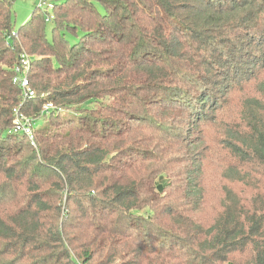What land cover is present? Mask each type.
I'll list each match as a JSON object with an SVG mask.
<instances>
[{
  "label": "trees",
  "instance_id": "16d2710c",
  "mask_svg": "<svg viewBox=\"0 0 264 264\" xmlns=\"http://www.w3.org/2000/svg\"><path fill=\"white\" fill-rule=\"evenodd\" d=\"M44 1L53 4L49 36L45 14L37 7L15 30V0H0V264H117L119 257L121 264H264V105L256 99L245 103L256 111L245 113L244 128L227 132V167L212 179V185L218 181L214 198L190 176L175 190L178 185L164 175L155 179L157 169L142 179L140 165L118 167L133 150V141L143 144L142 138L130 140V123L124 124L136 118L132 105L138 99L132 101L130 94L142 82L150 92L171 94L167 99L179 104L163 106L167 130L170 122L188 120L201 127L212 120L224 85L215 81L219 77L207 80L212 69L206 58L214 53L200 31L220 32L216 28L248 22L251 32H232L214 46L229 64L228 73L219 68L214 72L227 84L229 78L235 82L245 76L239 66L248 60L254 68H264L241 38L251 35L250 40L258 42L251 46L264 47V0H241L233 14L213 7L221 0ZM56 24L63 30L55 32ZM177 32L202 38L197 48L202 46L204 54L182 56ZM144 33L149 39L141 36ZM149 44L161 45L175 64L182 57L180 61L194 67L196 77L191 73L181 79L191 92L172 85L174 67L169 71L163 63L159 68V60L151 63L148 55L137 59ZM128 48L141 75L132 82L124 77L113 82L106 67L115 56H127ZM21 54L30 61L27 79L38 100L22 106L21 90L12 83ZM162 81L165 85L158 83ZM260 87L264 92V84ZM108 97L112 102L100 117L83 125L90 116L84 112L87 105L77 107V101ZM43 103L67 110L62 115L54 109L42 112ZM19 107L27 119L51 122L34 129L36 150L27 154L3 148L10 140L24 138L23 132L12 130L11 112ZM60 119L69 125L65 134L53 131ZM121 132L118 141L115 136ZM41 171L55 179L54 193L40 190L35 180L41 179ZM5 188L10 190L6 194ZM57 199L66 209L56 205ZM75 215L81 218L71 227Z\"/></svg>",
  "mask_w": 264,
  "mask_h": 264
},
{
  "label": "rangeland",
  "instance_id": "374dc122",
  "mask_svg": "<svg viewBox=\"0 0 264 264\" xmlns=\"http://www.w3.org/2000/svg\"><path fill=\"white\" fill-rule=\"evenodd\" d=\"M240 1L241 0H221L220 5L211 6L220 7L219 10L226 8L227 12L233 14L235 12L234 10L238 8L239 4L241 3ZM39 2L40 0H15L13 6L15 12V30L27 22L32 10L37 7ZM200 11L203 12L205 10L201 9ZM47 16L50 18L52 17L49 22L45 23V30L49 36L51 30L50 25L53 24L54 15L53 13H49ZM236 25H239L237 21H235L233 24H230L228 29H221L220 27L216 28V30L220 32H208L209 30H202L199 33V35H201L205 41H207V38L209 39L210 43L208 49L214 53V55H210L208 58H206V63L210 65V68L212 69V74L207 77V80H214L216 77H219L218 80L215 81L220 83L221 87L224 85L223 88H219L218 90L219 94L223 95L222 97L218 96V101L220 103L218 109L214 111V114L210 113L213 114L211 117L212 120L208 121V123H206L204 126L201 125V127L200 125L195 124L194 121L188 122V120H183L182 122H170V129L167 130V126H165L163 123V106H165L166 103L175 106L179 104L176 102L171 103V101L167 99V96L171 94L166 95L163 91H154V93H152L149 91L147 84L142 82V84H139L138 88L133 90V92L130 94L133 95V98L131 96L132 101L138 99V101L132 105L133 111L136 112V118L132 122L124 121V124L128 125L130 123L128 128L130 130V140H132V138H142L143 144L138 140L133 141V150L129 155L121 159V163L118 164V167L136 163L140 165L139 177L142 179L145 178L151 170L157 169L155 179H157L159 175H164L165 178H169L171 180V184L172 182H175V186L178 185L179 188L176 187L177 189L175 188V190H179L182 186L179 184L180 180L189 178L190 176L196 183H198V185H202L204 187V192H206L207 195H210L214 198L218 181L214 182L212 185V179L217 180L219 175H221V173L227 167L226 164L228 160L226 155H224L225 150L223 149L224 142H229L228 137L226 136L227 132L230 131V129H233L235 133H239V131L244 128L243 119L245 113H254L256 111V106L245 108L247 107L245 104L247 101H250L254 98L260 102L261 105H264V92L263 88L261 89L260 87V85L264 84V68H254V66L250 64V62L252 63V60L247 61L248 65L239 66L243 71H246V73L241 80H236L235 82H232L231 78H229L230 80L227 84V80L226 78H223L224 76H222V74L218 76V73L214 72L216 68L223 69L227 73L229 72V68L227 66L229 64L223 60L220 55H218L219 53L217 54L213 50L214 46L218 45L219 42L226 41V37L232 35V32H251L248 22H243V27L238 26L234 28ZM63 28V26L56 24L55 32H60L63 30ZM232 28H234L233 31ZM224 32H227V35H224ZM145 34L146 33L141 34V36L148 38V35ZM176 37L179 38L178 42H180V45L182 46V56H189L191 58L194 57V55L202 56L204 54L202 51L204 48L202 46L199 49L197 48L200 45V42L203 41L202 38L196 37L189 32L184 34V36L180 32H177ZM193 38L194 40L192 41ZM241 38L245 39L246 44L250 43V47H245L247 52L251 53L253 56L260 57L259 60L262 62V64H264V47L259 48L258 46H251L252 44L258 43L255 42V40H250L251 35L247 36V34H243ZM150 46L151 47L146 50V53L143 54V56L137 57V59L143 61V59L147 58L148 55V60H151V63L159 60V68H162L163 63H165L164 66L166 68L169 67V71L174 67L172 71L176 72V81H174L172 85H174L175 88L179 90H183L184 92H191V89L188 88L190 84H186V82L181 79L185 77L184 74H187L184 79H189L188 76H190L191 73H194L196 77L197 74L194 67L191 65L188 66V61H185V59L180 61L179 59H182V57L176 59V64L172 61V58L167 59L169 55L165 56L162 53L161 45L155 46L152 44ZM131 49L132 48L127 49V56H115L112 63L107 65V73L112 77L113 82H115L117 79L121 80L123 77L124 79H128L132 82L135 81L139 75H141L138 68L135 67L136 65H134V63L132 64L130 60L129 53ZM138 53L140 54V52ZM233 55L238 57L239 53L235 50ZM253 56H251V58H253ZM246 59L249 58H245V60ZM198 60L199 58H196L195 61ZM235 61H237V58L234 59V62ZM185 64L188 68L184 66ZM29 70L31 71V69H28V71ZM187 70H189V73ZM201 79L205 80L204 76ZM28 82L31 90L34 93V97L27 98L25 95H22L20 106H22L26 101L29 103L30 101H33L34 103L38 102V100H36V92L33 90L31 82L29 80ZM158 83L165 85V81ZM124 88H126V85L121 86V89ZM96 91L98 90L96 89ZM44 95L46 96V94ZM88 100L89 99L85 98L82 101H77V107H83L87 105L84 109V112L86 115L90 116V122L87 121L85 124L83 123V125L90 124L93 118L98 119V117H100L99 114L104 112L106 105L112 102L111 97H108L104 101L97 99H93L91 101ZM46 104L47 103H43L41 109H43V106ZM64 107L65 106H60L53 109L56 110V114L62 115V113L66 112L67 110V108ZM185 113L183 114L182 111H179L178 115L186 116ZM205 113L206 115H209L208 111ZM21 115H23V113H21L20 107L13 109L11 112L12 130L18 131L17 133H20L21 131L16 128V122L18 119H21ZM69 115L71 114L69 113ZM39 118L40 119L37 118V120L34 118H25L28 121V128L32 131V134L34 129L42 123H45V125L51 124V122L46 120L42 121L43 117ZM65 123V120L60 119L56 125L52 126L53 131L60 134L67 133V128L69 125ZM123 135L124 132H121L119 135L115 136V139L120 141ZM23 136L24 138H16L8 141L4 144L3 148L8 149L11 147V149L16 150V152L23 150L24 154H27L26 150L29 152L36 150L35 134L33 135L34 137L32 141L28 138V136H26L25 133ZM177 140L179 142L181 141V144H179V142L176 144ZM192 163L195 164L193 165ZM41 175V179L35 180L39 185L41 184L40 190L42 192L54 193V190L57 189L55 179L53 177L51 178L50 174H46V172L43 171H41ZM9 191L10 190L5 188L3 192L6 194ZM59 194L61 193L59 192ZM55 203L58 207H60L61 210L66 209L67 204H64L62 199H57ZM80 218V215H75L74 219H72L73 221L70 222L71 227L76 225L78 219ZM130 251L134 252L135 250L130 249ZM180 255H182V252H180ZM121 263H123V258L119 257L117 259V264Z\"/></svg>",
  "mask_w": 264,
  "mask_h": 264
},
{
  "label": "built area",
  "instance_id": "2783aa9c",
  "mask_svg": "<svg viewBox=\"0 0 264 264\" xmlns=\"http://www.w3.org/2000/svg\"><path fill=\"white\" fill-rule=\"evenodd\" d=\"M37 9L39 12L45 14V22H49L52 18L48 17L47 15L53 10V4L51 2H47L44 0H40L37 5ZM14 35V33H13ZM29 69V60L28 57L24 54L19 56V64L13 67V78L12 83L18 86L22 92V95L27 98H33L34 93L30 88L28 79H27V71ZM53 109L51 103H47L43 106L42 112H47L48 110ZM24 115H21V119H18L16 122V128L21 130L20 132H24L26 136L32 141L33 134L32 131L28 128V121L25 119Z\"/></svg>",
  "mask_w": 264,
  "mask_h": 264
}]
</instances>
